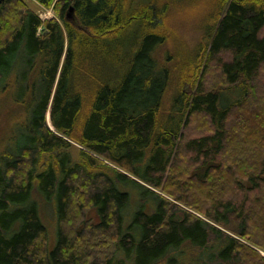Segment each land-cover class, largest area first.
<instances>
[{"label": "trees", "instance_id": "16d2710c", "mask_svg": "<svg viewBox=\"0 0 264 264\" xmlns=\"http://www.w3.org/2000/svg\"><path fill=\"white\" fill-rule=\"evenodd\" d=\"M34 1L54 17L0 0V102L13 96L8 124L25 134L0 157V264H157L189 241L205 250L194 264H264V108L246 87L264 67V0ZM201 3L205 40L179 74L160 21ZM174 84L189 89L171 97ZM35 182L55 201L53 249ZM126 185L145 193L132 208Z\"/></svg>", "mask_w": 264, "mask_h": 264}, {"label": "rangeland", "instance_id": "374dc122", "mask_svg": "<svg viewBox=\"0 0 264 264\" xmlns=\"http://www.w3.org/2000/svg\"><path fill=\"white\" fill-rule=\"evenodd\" d=\"M24 1L43 20H46L49 17H54L55 15L53 10L44 9L34 0H24ZM199 6H200L199 7L200 11L198 13H194V12L191 13V11L188 13H184V14L170 13L168 18H166L164 21H160L167 29L166 31H164V34L167 39L165 50L171 53L174 59L176 61H179L178 62L179 64H180V61L184 59V61H182L181 64L180 65L178 64V67H176L177 72L179 74L189 73V71L193 69L192 63L189 61V59L191 58L189 57V54L191 53L192 55V53L196 51V48H198L201 45V43L205 40L206 30L200 26V22H201L202 15L204 16L203 11L205 10L206 5L204 3H201ZM68 20L75 21V16L72 14L68 15ZM173 64L175 63L173 62L172 64H170V66L174 67ZM208 73L209 74H207L205 77V80H206L205 84L209 85L210 82H212V84L214 85V81L216 80V78L220 79L219 75L216 74V72L213 70L211 72L209 71ZM180 86H181L180 84H174L169 90L170 91L168 93L169 96L171 97L176 96L178 94V90L182 87L184 90L189 89V87L186 85L181 86V87ZM220 86L222 87L225 85L222 84ZM246 87H248V96H250L249 104H253L254 102V107H260L261 109H263L264 108V67H263V70L259 71L257 77L252 79V81L248 82ZM31 100H32V96H28V101L31 102ZM1 101L5 103V107H2L3 104H1L0 102L1 104L0 105V157L5 156L6 158H10L12 156L10 155L11 153L9 154V151L11 152L13 150H16L15 147L17 144L15 145L14 140L21 139L23 136H25V134L22 129V126H18V127L16 126L15 128L14 127L12 128L11 125L8 124L10 120L7 118V113L9 112V108L10 109L12 108V105H13V108H15L13 110L15 115H19L21 112H23V110L22 108H18L13 103V96L11 95L4 96L3 98H1ZM24 117H26V114L22 118H20V120L22 119V121H26L27 119ZM29 119H30V116L28 120ZM50 127L53 128L52 126ZM77 134H79V132H77ZM71 144H72L71 148L67 151L71 154L72 160L74 162H80L81 161V156H80L81 151L84 148L80 144L74 141H71ZM184 151L185 150L181 152L180 150V152L178 153L177 157L181 158V160L183 159L182 154H184ZM102 157L103 158L100 157V159H102L107 164L112 165L116 168H119L118 167L119 164L114 162L107 155L102 154ZM48 158H49V155L44 156V162L42 163L41 167H43L44 163H46L45 161ZM150 158H151L150 154L149 156L147 155L146 157H144V159L141 162L142 167L144 165L147 166L149 164ZM119 169L123 171V169L125 168L123 169L119 168ZM139 178H141V176H139ZM124 190L128 193H131V198H132L131 204L132 205L130 206V208L134 207L133 204L136 203V200L140 198L138 195H141L143 197L145 196L144 192L136 190L129 185H126L124 187ZM153 190L159 193L160 195L164 196L165 198L169 199L170 201H172L173 204H178V206H182V208L188 211H191L195 215L201 218H205L202 212L192 209L191 207L187 205L188 203L187 204L183 202L182 204L179 203L175 198H172V196L168 194L165 190L163 189H153ZM137 196L139 198H137ZM33 198H34L33 200L36 201L39 207L42 221L48 230L49 247L50 249H53L57 244V237H58V217H57V212H56V207H55V201L54 199L48 200V201L44 199V197H42L39 194L38 190L36 189V182H35V187L33 191ZM130 208L128 209V211L131 212L132 209L130 210ZM145 210L148 212L153 211L149 209L148 205L145 208ZM84 217H85V221L92 222V225L100 222V217L97 215V211L94 209L86 210ZM130 222H131V218H129V223ZM85 224L87 223H82L83 226ZM139 239L141 241V237ZM134 248H133V253H134V256L136 257V254H140L141 252L140 243L139 242L135 243ZM204 251L205 250L203 248L196 246V244H193L192 242L189 241L185 243L182 247H180V249H178L177 251L175 250V251L170 252V254L165 259L161 260V262L159 263L160 264H194L193 263L194 259L198 258L199 256L202 257ZM157 256L158 255H156V257ZM126 257L123 255L122 252L118 254V258L120 260L124 259L125 264H130L131 257L129 256H126ZM156 257L154 258L149 257L148 259L143 258V260H141V264H151Z\"/></svg>", "mask_w": 264, "mask_h": 264}]
</instances>
